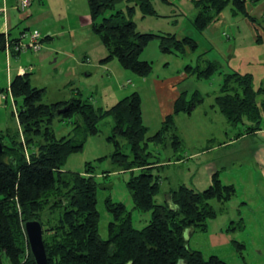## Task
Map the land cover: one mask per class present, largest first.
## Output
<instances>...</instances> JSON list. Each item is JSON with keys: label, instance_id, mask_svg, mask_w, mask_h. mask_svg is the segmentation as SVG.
<instances>
[{"label": "trees", "instance_id": "1", "mask_svg": "<svg viewBox=\"0 0 264 264\" xmlns=\"http://www.w3.org/2000/svg\"><path fill=\"white\" fill-rule=\"evenodd\" d=\"M123 1L127 2L126 9H117ZM193 1L198 8L193 26L200 32L229 5L234 15L257 22L248 10L247 0ZM88 4L92 31L108 50V55L101 59L103 64L117 58L125 69L146 77L152 73L153 65L140 56L154 38H161L164 53L183 54L187 48H198L197 41L190 36L179 39L171 33L160 35L138 30L133 20L137 9L143 17L160 15L153 0H88ZM18 38L11 32L0 33V50L5 51L7 39ZM221 68L220 61L208 60L206 67L187 65L185 71L198 78H211ZM32 75L33 72L15 75L7 88L16 106L18 99L22 102L14 112L19 132H0L5 148L0 153V264H37L25 231V222L34 219L44 226L49 264H227L218 255L205 257L201 250L190 248L186 231L191 228L207 231V221L217 216L211 200L225 203L236 194V186L224 183L218 170L212 175L211 185L203 191L181 184L171 190V203H158L160 176L152 170L164 165L149 160L152 156L148 152L149 140L163 141L170 134L174 147H181L176 116L193 112L203 100L198 92L189 100L186 92H182L160 130L147 137L149 128L144 124L138 91L106 110L76 96L47 104L42 102L45 88L34 86ZM262 94L264 87L254 88L253 74L233 71L225 74L217 102L230 124L236 126L247 119L250 123L243 134H252L264 125V101L258 102ZM75 114L79 118L71 120L74 124L71 134L58 136L54 122L71 119ZM107 116L114 121L113 133L108 138L118 147L114 160L121 170L132 172L128 188L135 208L151 211V219L147 226L137 228L126 204L109 198L107 208L113 220L108 225L109 236L104 239L99 233L98 181L93 167L88 164L86 171L73 172L64 170V166L73 153L83 149L88 135L100 131L99 123ZM118 137L128 140L134 159L119 150Z\"/></svg>", "mask_w": 264, "mask_h": 264}, {"label": "rangeland", "instance_id": "2", "mask_svg": "<svg viewBox=\"0 0 264 264\" xmlns=\"http://www.w3.org/2000/svg\"><path fill=\"white\" fill-rule=\"evenodd\" d=\"M44 1L48 4V10L52 11L48 12L52 13V16L48 15L47 21L32 26L31 29L40 30L43 38L52 32V37L45 39L44 46L55 44L70 49L73 44L72 38L75 39L77 45L75 54L79 56V60L85 59L78 67L74 61H66L63 67L66 69L69 66L70 71L73 70L76 74L67 76L61 68L58 70L54 68L55 58L49 59L48 64L38 71L35 53L21 55V59H18L19 64L28 69L36 68L35 71H30L33 75L37 74L32 77V84L45 88L43 103L70 100L71 97L68 96H71L72 92V96L88 100L96 107L106 110L133 91H138L142 97L144 124L149 128L147 137H151L160 130L165 116L173 111L174 101L182 92H186L188 100L192 99L196 92L203 99L191 114L181 112L176 116V130L182 141L179 149L174 147L172 143L174 139L170 134L163 141L149 140L148 152L152 153L149 160L164 165L152 170L154 174L160 176L161 190L156 196L158 203H169L168 192L181 184H186L195 191L208 188L211 184V174L208 172L210 163L215 165L216 172L220 171V164L226 160L230 162L234 159L240 160V157L250 158L248 153L239 148L228 150V153L233 155L228 158L224 156L227 151L206 150L209 146H217L223 140H233L250 123L244 119V123L235 126L221 113L217 97L221 95L225 74L233 71L241 74L251 73L255 76L254 88L264 87V16L260 15V9L253 12L257 22L252 24L258 26V29H255L256 25L252 26L245 16L234 15L229 5L223 11L225 22L214 34L211 32L213 30L200 32L194 28L193 21L198 8L193 0H169V3L153 0L159 16L143 17L141 11L137 9L133 20L137 23L139 31L160 35L171 33L179 39L190 36L198 43L196 50L187 48L183 54L164 53L160 48L161 38H154L140 56L141 59L152 63L153 71L150 75L142 77L132 70L125 69L117 58L105 63L104 66L101 65V58L108 55V50L99 36L92 31L88 0ZM39 4L41 0H35L32 9L37 8ZM126 6L127 2L123 1L117 5V9H126ZM25 27L26 25L21 23L14 32L17 33L19 29ZM56 57L62 59L64 56L59 53ZM208 60H219L222 64L221 70L211 78H198L196 75L186 73L187 65L206 67ZM16 64L14 58L9 62L12 68L10 79L17 74ZM7 66L4 52L0 50V88L3 89L0 91V132L10 131L11 134H17L19 123L14 112L22 99H18L16 106L11 93L7 90L9 86ZM70 80H73L71 84ZM77 90H80L79 95L76 94ZM2 94L7 96V99L2 97ZM263 101L264 94L258 97L259 103ZM78 118L79 115L75 114L71 119L63 121L57 119L53 124L57 135L71 134L74 127L71 120ZM113 125L112 116L102 119L99 123L100 131L88 135L83 149L73 153L64 166V170L73 172L86 171L88 164L93 167L98 181L99 233L104 239L109 236L108 225L113 220L107 208L109 198L114 202L126 204L128 210L132 212L135 227L141 229L147 226L151 219V211L143 212L135 208L128 188L132 172L121 170L114 160L118 147L108 139L113 133ZM117 141L119 150L129 155L130 160L134 159L128 140L118 137ZM252 141L253 138L244 140L246 143ZM229 164L226 177L230 180L232 177H238L237 168H242L243 171L248 169L247 165L238 166V162ZM233 166L234 168H231ZM135 173H139V170H135ZM232 174L234 176H231ZM245 183L239 190L235 185L236 194L225 203L216 199L211 200L217 216L207 221V231L197 228L189 243L192 249L201 250L205 257L218 255L227 264H264V194L254 191L257 186L251 178L246 185ZM260 191H263V188H260ZM245 195L246 198H253L248 207H243L240 203ZM228 215L233 217L231 222L230 219L226 222ZM239 216L245 221L238 218ZM213 232L230 235V243L212 246Z\"/></svg>", "mask_w": 264, "mask_h": 264}, {"label": "crops", "instance_id": "3", "mask_svg": "<svg viewBox=\"0 0 264 264\" xmlns=\"http://www.w3.org/2000/svg\"><path fill=\"white\" fill-rule=\"evenodd\" d=\"M18 0H0V33H9L11 32L13 36H18L23 30L26 29H31L32 26H35L37 24H40L42 22H45L48 20V15L52 16V13H48V12H52L51 10H48V4H46V2L44 0H41V4H39V6L37 8L32 9L33 7V3L35 0L32 1V4L30 6V8L28 9V11L26 12H21L16 8V4H17ZM247 6H248V10L250 11V13L253 15L254 10L256 9H260V15L264 16V0H247ZM247 21L250 22V24H252V21H249V19L247 18ZM225 22V17H224V12L221 13V15L219 16V18L214 21L208 28H206L207 31L209 30H213L211 31L212 34L215 33V31H219L220 28L222 27L223 23ZM21 23H23L24 25H26L25 28L19 29L17 33L14 32L15 29L19 28V26L21 25ZM91 23V21L89 22ZM88 23V24H89ZM256 24H252V26H255ZM255 29H258V26H255ZM40 31V30H39ZM258 34V31L256 32ZM217 34V33H216ZM256 34L257 37H259ZM52 37V32H50L49 34H47L43 39H42V48L38 51V52H33V51H26V52H22L19 54H13L11 56H8L6 54V52L4 51V55L6 57V61L8 62V66H7V78L9 80V85L11 83V80L13 78L10 79V72L12 71L11 65H9V62L12 60V58H14L16 60V73L17 74H23L25 72H30V71H35L36 68L33 69V67H31L30 69L26 68L25 66L19 64L21 59V55L22 54H29L30 52L35 53V59L38 62V71L42 69V67H45L46 64H48V60L49 59H54V63H55V69L58 70V68L62 69L63 73H67V76H75L76 74L73 73V70L70 71V67L68 66L66 69L63 67L66 64V61H74L75 65L78 67L80 65H82V62L79 60V56H77L75 54V50H76V41L75 39L72 38L73 44L72 47L70 49L67 48H63V46H58L55 44H50V45H46L44 46V41L45 39H48ZM260 40V38H258ZM260 42V41H259ZM59 53L63 54V58L59 59V57H56V55H58ZM85 57V55H84ZM78 58V59H77ZM103 59V58H101ZM80 61V63L78 62ZM219 61V60H217ZM53 63V62H51ZM101 65L104 66V64L101 63ZM102 66V67H103ZM16 74V75H17ZM37 75L36 73H34L33 76ZM254 75V74H253ZM254 80H255V76H254ZM73 80L69 81V84L72 83ZM157 83L158 81L155 80ZM1 91V88H0ZM76 94H80V90L76 91ZM4 95V94H2ZM71 96L69 97H73V93L71 92L70 94ZM3 97V96H2ZM67 98V99H68ZM69 98V99H71ZM177 100V98L175 99V101ZM63 101V100H60ZM174 101V104H175ZM173 110H174V105H173ZM173 112V111H172ZM171 112V113H172ZM170 114V113H169ZM168 115V114H167ZM249 138H253L254 141L252 142H244V140H247ZM231 148H239L241 151H244L246 154L248 153L250 155V158H245L243 159L242 157H240V160L234 159V160H230V162H228V160H226L225 163H221L220 164V176L223 180L224 183L227 184H234L237 186L238 190L242 187V184H244V182H248L249 178H251L254 182L255 185L257 186L256 188H254V191H256L259 194H264V125L261 129L257 130L255 133L252 134H243L240 132L239 135L236 136V138H234L233 140H223L222 142H219L217 146L214 147H210L208 148L207 151L212 152L213 150H217V151H227V153L224 155L226 158L228 157H233L232 154L228 153V150H230ZM222 159L224 160V158L222 157ZM171 162V161H170ZM238 162V166L242 167L243 165H247L248 169L246 171H243L242 168H237L236 172L238 174V177H232L230 179H228L226 176H228V170L230 168V164L229 163H237ZM208 172L211 174V183H212V175L215 171V165L210 163L208 165ZM231 168H234L231 167ZM224 172V175H223ZM232 172V171H231ZM231 176H234L233 174ZM245 183V185H246ZM211 185V184H210ZM260 188H263V191H260ZM172 190V189H171ZM171 190L170 193L168 192V198L169 201L171 203L172 201V196H171ZM253 198H246V195L244 196L243 200L240 202L243 207H248L250 205V201H252ZM241 212V211H240ZM238 218H242L243 221L244 218L242 216H239ZM230 219V222L232 221L233 217L228 215V218L226 219V222H228ZM197 229H189L188 231H186V238L188 240V245L190 243V239L191 236L195 234ZM212 237H211V244L212 246L218 245V244H227L230 243V235H226L224 232H213L212 233ZM190 247V246H189ZM191 248V247H190Z\"/></svg>", "mask_w": 264, "mask_h": 264}, {"label": "built area", "instance_id": "4", "mask_svg": "<svg viewBox=\"0 0 264 264\" xmlns=\"http://www.w3.org/2000/svg\"><path fill=\"white\" fill-rule=\"evenodd\" d=\"M33 0H18L16 8L21 12H26L30 8ZM43 35L38 29L23 30L16 41H6L5 52L8 56L26 51L38 52L42 48ZM129 83H131L129 81Z\"/></svg>", "mask_w": 264, "mask_h": 264}, {"label": "water", "instance_id": "5", "mask_svg": "<svg viewBox=\"0 0 264 264\" xmlns=\"http://www.w3.org/2000/svg\"><path fill=\"white\" fill-rule=\"evenodd\" d=\"M5 150L0 140V153ZM25 231L31 252L37 264H49L46 246L44 242V226L40 220L34 219L25 222Z\"/></svg>", "mask_w": 264, "mask_h": 264}]
</instances>
